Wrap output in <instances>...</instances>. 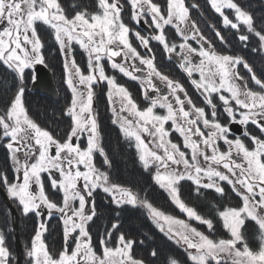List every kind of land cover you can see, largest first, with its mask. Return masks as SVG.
Segmentation results:
<instances>
[{"label":"snow or ice","instance_id":"6c2138e0","mask_svg":"<svg viewBox=\"0 0 264 264\" xmlns=\"http://www.w3.org/2000/svg\"><path fill=\"white\" fill-rule=\"evenodd\" d=\"M125 3L129 5L136 24L142 21L149 24L150 20L149 26L156 30L157 34L152 37L134 32L149 54L152 53L149 41L154 39L165 52L181 57L180 67L189 77L194 72L199 73V79H192L191 83L202 91L211 109L210 115L205 108L193 103L179 82L156 68L154 54L141 56L132 46L129 40L131 30L122 19ZM208 3L222 18L224 27L240 32V26H245L247 32L259 40L260 47L254 51H264V29L256 30L253 16L236 0H208ZM71 7L75 11L69 15L60 0H0V64L18 81L11 99L0 111V143L7 151L13 172V178L9 179L8 173L0 169V186L6 189L8 198L17 204L24 216L34 214L37 218L47 216L50 219L55 212L60 214L64 225L65 246L58 258H54L42 238L47 225L43 219L38 220L31 247L25 252L29 264H145L132 255L137 242L126 238L123 232H117L115 246L109 243L113 231L119 228L118 222L112 223L111 230L99 240L100 254L93 247L89 225L97 212L94 200L88 198L98 188L111 198L117 208L146 209L160 232L177 245L185 247L192 264H264V138L245 131L244 136L254 145L249 149L243 139L230 138L232 129L229 126L238 124L247 128L252 124L264 134V79L257 77L242 57L218 54L196 22L190 19L184 0H166L163 10L154 0H96L99 11L94 13L89 12L86 6L73 4ZM192 7L199 5L193 4ZM225 9L232 11L234 20L225 14ZM38 24L52 30L53 38L64 56L66 84L72 93L70 105L64 112L71 118V125L63 141L54 138L48 130L32 120L25 108V71L32 70L31 79L35 83V66L45 64L44 42L38 33ZM169 25L176 29L181 38L179 45L168 41L165 27ZM214 31L224 43L221 32L215 28ZM237 38L242 43L249 39L243 33ZM190 40L199 47H193ZM73 43L87 54V74L71 55ZM193 55L201 58L198 63L192 62ZM117 57L121 58V62H117ZM104 60L110 62L112 69L132 80H140L141 77L135 73L144 71L136 62L146 66L148 71L142 81V91L144 99L150 101L149 106L139 108L127 88L118 84L115 76L106 74L102 63ZM239 65L247 69L249 78L262 91H253L246 83H241L245 78L237 71ZM152 77L165 83L169 90L167 94H159ZM101 82L108 86L107 96L115 117L113 123L119 125L126 138L135 141L143 169L148 171L154 168L155 184L168 194L189 220L206 225L210 233L215 231L211 218L199 214L181 199L179 186L182 181H191L197 194L200 189H207L214 190L220 196L225 195L222 182H226L241 197L242 206L217 209L222 227L229 234L228 239L213 240L184 220L166 215L132 187L110 182L108 174L96 167V152L104 158V164L111 167L93 111L92 86ZM149 90L158 94L149 96ZM179 93H183V99ZM213 94L222 102L227 123L217 119ZM169 96L173 99L169 100ZM185 102L189 105L187 110ZM116 104H119V108ZM156 108L165 109L166 114H157L154 111ZM169 121L184 137V148L190 149V158L179 145L167 139L170 133L165 124ZM201 124L208 129L207 135L201 130ZM145 136L151 138L155 149L149 147ZM194 136L199 139H193ZM82 138L86 139L84 148L79 143ZM220 141L227 145L225 151L220 150ZM234 157L241 160L238 162ZM214 166H222L226 171ZM45 173L51 189L62 193V205L53 202L46 193L45 177L42 175ZM33 185L36 186L35 190ZM76 201L78 207L75 206ZM248 221L257 227L262 241L258 251L252 250L247 243L245 225ZM70 238L74 244L71 250L68 246ZM151 256L156 257L157 251L153 250ZM0 264H12L2 230ZM169 264H178V261L170 259Z\"/></svg>","mask_w":264,"mask_h":264},{"label":"trees","instance_id":"16d2710c","mask_svg":"<svg viewBox=\"0 0 264 264\" xmlns=\"http://www.w3.org/2000/svg\"><path fill=\"white\" fill-rule=\"evenodd\" d=\"M62 7L65 12L71 15L75 9L71 6L73 4L86 6L87 9L90 8L92 0H60ZM154 2L159 3L163 8L166 5V0H154ZM185 5L189 8L190 19L194 20L199 27L201 33L211 41L214 50L221 55H230L242 57L256 73L257 77L264 79V51H254L260 47L258 38L252 34L248 33L245 26H240V32L224 27L222 24V18L211 9L208 0H184ZM241 7L253 16L254 22L256 24V30L264 29V0H236ZM197 4L199 7L193 8L192 5ZM127 8V7H126ZM125 8V15L123 17L125 23L132 27V21L129 15L130 9ZM92 11L96 8H91ZM234 19V18H233ZM214 26V27H213ZM219 30L221 35L224 36L225 42L222 43L215 35V31ZM45 29V28H44ZM45 31V30H44ZM49 36L51 34L50 30L45 31ZM247 34L249 39L246 43H242L238 40L239 34ZM44 42L45 47L49 48V53L51 58H49V64L52 66V71L55 76V83L58 85L60 91V97H69L68 93L65 92L62 85V61H58L57 53L59 51L54 49L53 45H49L50 37ZM168 36L175 39V36L171 30H168ZM175 41V40H174ZM157 51V61L159 60L161 51L156 48ZM161 72L164 73L163 67H159ZM237 71L245 79V83L248 88L260 92L262 91L259 86L249 78V73L243 65H239ZM174 72V71H173ZM178 73V72H177ZM165 74V73H164ZM173 76V73H170ZM174 79L182 80L183 76L181 74L174 75ZM18 81L15 79L14 74L0 64V111H3L11 99ZM26 86V85H25ZM25 92V97H27V104L29 108L35 113L34 116L42 117V110H46L48 118H51L52 123L61 119L60 116L54 118L52 113L56 105L52 100L41 98L38 93L29 92L27 87ZM30 97V101L29 98ZM56 120V121H54ZM62 120L57 121L60 123ZM110 144L114 147V143ZM111 151V149L109 150ZM113 167L110 174V182L119 183L128 187H132L134 191L140 193L141 196L146 197L149 202L157 206V208L163 211L165 214H169L175 217H181L177 213L175 207L169 201L167 195L160 189L156 184L152 183L150 179V174L144 169H139L135 156L133 152L126 150L125 148L113 149L112 151ZM7 164V154L4 151L2 145H0V169H4ZM180 195L182 200L189 206L193 207L199 214L211 218L213 222L220 223L217 215V209L223 210L225 207H240L242 205V200L228 187H225V195L220 196L211 192H204L200 195H195L193 193L192 187H187L185 184L180 186ZM106 199V198H105ZM102 195L97 196L96 210L97 216L94 219L93 225L90 227V233L95 239L93 243L96 251L100 250V245L98 243L99 236L103 233L111 230L110 226L114 222L119 223V228L112 233V240L115 242L117 232H123L126 238L134 239L137 243L133 247L132 255L140 260H143L145 264H169L170 259H175L180 264H185L187 262L186 254L183 249L174 244L164 235L158 232L156 227H153L146 219V212L142 209H136L127 207L126 209H120L114 207L112 203H107L109 199L105 200ZM215 205L216 207H213ZM19 234L20 240L23 247L24 261L23 264H29L25 252L26 249L30 248L31 238L34 237L37 230V219L34 214H29L24 216L22 212L19 211ZM0 220L1 227L3 229H8V234L11 235L12 241L10 242L9 251L12 253V264H16L17 252L15 246V232L12 218L9 214V210L6 204L3 202L0 195ZM256 228V229H255ZM247 231L257 230V227L253 222H248L246 224ZM259 236V235H258ZM44 243L48 247V251L53 255L54 258H58L59 253L64 249V229L62 226L55 223L53 220L47 225V231L44 235ZM140 241H143L141 244ZM112 246L115 243L109 242ZM157 251V256L152 257L151 252Z\"/></svg>","mask_w":264,"mask_h":264},{"label":"flooded vegetation","instance_id":"af4514ba","mask_svg":"<svg viewBox=\"0 0 264 264\" xmlns=\"http://www.w3.org/2000/svg\"><path fill=\"white\" fill-rule=\"evenodd\" d=\"M125 8L126 9H128V8L130 9L129 5H126ZM124 15H125V11L122 13V19H123ZM126 16H129L130 20L132 21V27H131V26L127 25L125 23L124 19H123L124 23L131 30L129 32V40H130L132 46L137 49V51L141 54V56H148V55L154 54V56H155L154 63L156 65V68L161 72L159 67H163L165 74L163 72H161V73L164 74V75H167L170 79L179 82L184 87L185 91L187 92L188 96L192 99L193 103L197 107L205 108L206 113H208L210 115L211 109L206 104V102L204 100V96L202 95V91L198 90L191 83L192 79H197L198 80L199 77H197L196 75L193 76V77H189L187 75V73L180 67L181 57L179 55H177L176 53L169 54V53L165 52L163 50L162 45L158 41H156L154 39H150V41H149L150 47L152 49V53L149 54L147 52V50L140 44V41L138 39H136V37L134 35V32L138 31V32L141 33L142 36H145V37L154 36L157 33H156V30L154 29V27H150L149 26L151 24V21L149 20V24H144L143 21L140 24H136L135 21L132 19L131 13L129 15H126ZM41 25L42 24H38L37 25V30H38V33L40 34V36H41V38L43 40V36H44L45 31H44V29L41 28ZM168 30H171L173 32V34L175 36V39H174L175 41L171 40L172 38H170L168 36ZM165 35H166V37H167V39H168V41L170 43H171V41H173L172 43H175L177 45L182 43L181 38L179 37V35H177L176 30H174V29H166L165 30ZM193 45H194V47L199 46V45H196L194 43H193ZM156 48H158L161 51L159 60H161L162 63H159L157 61ZM45 49L46 48L44 47L43 48V54H44V57H45V64L42 65V66H44L52 74L54 84H55V86L57 88L58 97L55 99V98L48 97V96L45 95L44 97H41V98L52 100V102L56 105V108H55V110L52 113L54 114L55 117L58 115V116H61L63 118L61 119L62 121L60 123H55L54 122L52 124L51 118H48V116L46 114V110H42L41 111L42 112V117L45 118V121H43L42 127H45V129L48 130L54 136V138H56V139L61 141V134L64 133V134L67 135V133L70 130L71 118L66 116L64 114V112H65V109L70 105V102H71V99H72V93H71V90L68 88V86L66 84L65 67H63L62 68V79H63L62 85L64 87L65 92L68 93L69 97H60V91H59L58 85H56V83H55L56 74L54 75V73H53V71L51 69L52 66L49 64V56H47ZM178 51H179V47H177V53H178ZM74 54H75V52L71 53L72 56ZM75 59H76V57H75ZM200 59H201L200 57L195 56L194 63H197ZM60 60L64 61V56L61 53V51H59V54H58V61H60ZM76 62H77V60H76ZM118 62H121V59H119ZM64 63H65V61H64ZM136 63H137V65L140 68L144 69V71L135 73V75L141 77L140 80H132L129 77L124 76V74L120 73L118 70L112 69L110 67V63L103 62L106 74L109 75V76H115L117 83L122 85V86H124L125 88H127V90L131 93L132 98L137 103L139 108L144 109L147 106H149V104H150V101L144 99V95H143V91H142V89L144 88V84L142 83V81H143L144 77H146L148 70H147L145 65H139L138 61ZM80 64L83 66V67H80V68L83 71H85V74H87V71H86L87 63H86V61L85 60L81 61ZM37 66H39V65L35 66V70H36ZM177 72L183 76L182 80L174 79V75L178 74ZM170 73H173L172 77L170 76ZM32 74H33L32 70H26L25 71V82L28 81L30 86L33 83L32 79H31ZM35 77H36V74H35ZM57 79H58V77H57ZM152 79H153V82L156 84L157 88L159 89V94L160 95H164V94L168 93L169 90L166 87L164 82L160 81L156 77H152ZM93 91H94V95H93V111H94V113L96 115V118H97V121H98V124H99V130H100V134H101L102 146H103V148L105 150V153L107 155L111 156L110 154L112 153L113 149L125 148L126 150H129V151L133 150V154L135 156V160L137 162V165H138L139 169L140 170H141V168L143 169V167H142V165H141V163H140V161L138 159V153H137V150L135 148V141L133 139L126 138L124 136V134L122 133L119 125L113 123V119L115 117L113 116V113H112V110H111L112 105H110L109 100H108V96H107V92L108 91H107L106 83L101 82V83H98V84L94 85L93 86ZM32 93H35V92H32ZM148 94H149V96H153L154 97L158 93L152 92L151 90H149ZM179 95L181 96L182 99L184 98L183 93H179ZM28 98H29V101H30V97H28ZM212 98H213V102L216 103V105H217V113H218L217 119L220 120L221 123H227L226 113H224L223 109H222V102L219 101L217 95H212ZM172 99L173 98L171 96H169V100H172ZM24 103H27L26 97H24ZM233 105H234V102H233ZM115 106L117 108H119V104H116ZM185 108H186V110L189 109V105L187 104V102H185ZM154 111L157 114H160V115H165L166 114V110L165 109L156 108ZM122 115L127 116L128 114L127 113H123ZM129 119H131V117H129ZM231 125H233V124H231ZM231 125H229V126L231 127ZM239 126L240 127H237V130H236L237 133H234V132L231 131L230 138L239 137V138L243 139L245 144H246V146L249 147V149H252L254 147V145H252L251 142L248 140V138L246 136H244V132L245 131L249 132L252 135H256L258 137L264 138V134H261L259 132V130L252 124H249L247 126V128H245L244 126H241V125H239ZM165 128L170 133V135H169L170 140L173 143H176L177 145H179L180 148L183 149L184 148V137L183 136L181 137L180 133L174 130L172 122L169 121L168 123H166L165 124ZM201 130L205 132V135H207L208 129H205L202 124H201ZM238 132H240V134ZM124 139H126V141ZM144 139H145L146 143H149V147L152 148L153 144L150 142L151 138L145 136ZM194 139H199V137H194ZM74 142H75V138H74ZM110 142L115 144L114 147L110 144ZM79 143L81 145V148L86 147V139H83V138L80 139ZM219 146L222 149V151H223V149L227 148V145H225L222 141L219 142ZM2 147H3V144H2ZM3 149H4V151L7 154L6 149L4 147H3ZM110 149H111V151H109ZM185 149H187V148H185ZM187 151H189V149H187ZM52 152L54 154V152H55L54 148L52 149ZM7 158H8V155H7ZM103 159L104 158L99 154V152H96L94 154V163H95L96 167L98 169H100L101 171L106 172L108 174V176H109V179H110V174L108 173V167L109 166L104 164ZM235 159H237L238 162L241 160V158H238V157L235 158ZM81 170H83L82 167H81ZM149 170L150 171H147V172H149V174H150V179H151L152 183H155L154 180H153L154 168L153 169H149ZM7 173H8L9 179H12L13 178V174L11 172H9V171ZM43 176L45 177L44 178L45 191L49 195V198L53 202L57 203L58 205H62L63 200L62 201H57V199H55V197H54V195L56 196V194L58 192L52 190L51 187H50V184H47L49 182L47 180V178H46L47 174L45 173V174H43ZM182 184H185L187 187H192L193 193L195 195H200L201 193H204V192H211V193L217 194V193L214 192V190H207V189H200V193L197 194L196 191L194 190L195 186L192 184L191 181H182ZM222 186L224 187V189H225V187H228L231 191H233L232 187L230 185H228L226 182H222ZM35 188L36 187L33 186V190H35ZM3 190L6 192V189L3 188ZM48 190H49L50 193L48 192ZM97 191H98V189L93 193L92 197L88 198L89 200H94L95 206H96V201H97V196L98 195H102L104 197V199L106 198V199H110L111 200V198L106 193H99ZM233 192L236 194L235 191H233ZM238 197H240V196H238ZM13 204L15 205V209L17 210L18 214H20L19 213L20 209L17 206V204L16 203H13ZM75 206L78 207V201L75 202ZM136 209H140V208H136ZM85 211L87 212L88 209L86 208ZM45 212H46V210H45ZM40 219H43L44 222L46 223V225H48L47 223L49 221H52V220L54 222L55 221L60 222V223L62 222L60 214L59 213H55V212H53V214H52L50 219L47 218V216L41 217ZM19 220H20V216H19ZM213 223L215 224L214 225L215 231L210 233L208 231L206 225L193 222V224L198 225L199 227H201L200 228L201 232H203L205 235H208L213 240H216L218 237H221L222 239H228L229 238V234L223 229V227H221V224L220 223H216V222H213ZM91 224L93 225V221L90 223V225ZM13 225H14V222H13ZM63 227H64V225H63ZM2 229L3 228L0 225V230H2ZM256 231H258V230H256ZM104 234L105 233H103L101 236H99L100 239L104 236ZM250 234H251V236L249 237L250 244H248V245H249V247L251 249L254 248V250L258 251L262 241H261V239L260 240L256 239L254 241V238H252V233L250 231H248V233L245 232L246 239H247V235H250ZM258 235H259V233H258ZM98 243H99V241H98ZM247 243H248V239H247ZM70 244L74 245L71 238L68 241V246ZM187 261L188 262H185V264H191L189 262L188 257H187Z\"/></svg>","mask_w":264,"mask_h":264},{"label":"rangeland","instance_id":"374dc122","mask_svg":"<svg viewBox=\"0 0 264 264\" xmlns=\"http://www.w3.org/2000/svg\"><path fill=\"white\" fill-rule=\"evenodd\" d=\"M126 5H128L127 3H125V6ZM96 8V10H94V11H92L91 10V8ZM88 11L89 12H92V13H94V12H98L99 11V9L96 7V0H92V2H91V5H90V8L88 9ZM131 13V12H130ZM225 14L226 15H228L229 16V18L230 19H233L234 18V14L232 13V11L231 10H229V9H225ZM234 20V19H233ZM41 28L42 29H44L45 31H47V30H50V32H51V34H52V30L50 29V28H48L47 26H45V25H41ZM166 29H174V30H176L174 27H172L171 25H169V26H166L165 27V30ZM53 35V34H52ZM48 36H49V34H46V32L44 33V36H43V41H46L47 39H48ZM50 37V42H49V45H53V47H54V49L56 50V47H57V51H60L59 50V47H58V45H57V43L55 42V40H54V38L52 37V36H49ZM173 41H171V43H172ZM189 43L194 47V45H193V43L194 44H196V45H198L195 41H192V40H190L189 41ZM44 47H45V45H44ZM197 47H199V46H197ZM46 49H45V51H46V54H47V56H49V58H51V55H50V53H49V50H50V47L49 48H47V47H45ZM72 52H75V54L73 55V57L75 56L76 57V60H77V64L80 66V67H83L81 64H80V62L81 61H86V63H87V54L85 53V51L83 50V49H81L80 48V46L78 45V44H75V43H73V45H72V48H71V53ZM179 52V51H178ZM195 56L196 55H193V57H192V62L194 63V59H195ZM57 57H58V53H57ZM116 60H117V62L119 61V59H121L120 57H117V58H115ZM62 61V66L64 67V61L63 60H61ZM103 62H108V63H110L109 61H107V60H104V61H102V63ZM199 62V61H198ZM197 62V63H198ZM195 64V63H194ZM111 67V66H110ZM238 68V67H237ZM35 74H36V72H35ZM198 74V75H197ZM197 76V77H199V73L198 72H194L193 73V76ZM192 76V77H193ZM195 78V77H194ZM217 80H218V78H217ZM104 83V82H103ZM241 83H245V81H242ZM25 87H27V89H28V91L29 92H33L32 91V85H33V83L31 84V86L29 85V82L27 81V82H25ZM94 85H96V84H94ZM93 85V86H94ZM92 86V87H93ZM56 87V86H55ZM57 89V88H56ZM107 91H108V86H107ZM26 92V91H25ZM35 93H38V94H40L41 96H45V95H43V94H41L40 92H35ZM225 95H228V93H224ZM213 95H216V94H213ZM26 100H28L27 99V97H26ZM28 102V101H27ZM29 105L30 104H27V103H25V108L27 109V112H28V115H29V117L32 119V120H34L37 124H39L41 127H42V124H43V121H45V118H43V117H37V116H34L35 115V113H33V110L32 109H30L29 108ZM34 114V115H33ZM61 117V116H60ZM54 118H56V117H54ZM59 117H57L56 119H57V121H59V120H61L63 117H61V119H58ZM54 121H56V120H54ZM57 121L55 122V123H57ZM54 123V122H53ZM52 123V124H53ZM42 128H44L45 129V127H42ZM175 130V129H174ZM176 131V130H175ZM181 136V135H180ZM66 137V134H61V141H63L64 140V138ZM182 137V136H181ZM195 137V136H194ZM194 137H193V139H194ZM167 139H170V137L168 136L167 137ZM125 141H126V139H124ZM223 142V141H222ZM0 145H2L1 143H0ZM153 149H155V146H154V144H153V147H152ZM227 149V148H226ZM226 149H223V151H225ZM181 150L182 151H185L186 153H188L189 154V158H190V149H189V151H187V149H185V148H181ZM220 150L222 151V149L220 148ZM107 151V150H106ZM159 151V150H158ZM131 152H133V150H131ZM112 154V153H111ZM110 154V155H111ZM108 158H109V160L111 161V167H108V173L109 174H111V172H112V169H114V167H113V160H112V157L111 156H109L108 155ZM234 158H237V157H234ZM238 158H240V157H238ZM82 167V166H81ZM181 167V170L183 169V166L181 165L180 166ZM214 167H219L220 168V170L221 171H226L225 169H223L222 168V166H214ZM5 172H11L12 174H13V172H12V168H11V162L9 161V159L7 158V164H6V166H5V168L3 169ZM148 171H150V170H148ZM152 172V171H151ZM43 175V174H42ZM110 180V179H109ZM47 184H49V182L47 183ZM155 184V183H154ZM181 184H182V182H181ZM181 184H180V186H181ZM33 186H35V185H33ZM156 186H158V185H156ZM179 186V187H180ZM36 187V186H35ZM2 188H3V186H2ZM158 188H159V186H158ZM166 195H167V197L169 198V201L171 202V204H173V206L175 207V209H176V211H177V213H179V215L181 216V217H175V216H172V215H170V216H172V217H174V218H176V219H179V220H184L185 222H187V223H189L192 227H195L197 230H201L200 228L201 227H199L198 225H195V224H193V222H195V223H199V222H197V221H195V220H189L188 219V217L186 216V214L185 213H183V212H181L180 210H179V208L171 201V199H170V197L168 196V194L163 190V189H161ZM194 190H195V187H194ZM48 192H49V190H48ZM58 193L56 194V196L54 195V197H55V199H57V201H62L63 200V196H62V193L61 192H59V191H57ZM97 192H99V193H104L101 189H99L98 188V191ZM6 193V192H5ZM50 193V192H49ZM7 194V193H6ZM181 196V195H180ZM2 197V196H1ZM3 199V198H2ZM181 199H182V197H181ZM10 200V199H9ZM105 200H107V199H105ZM110 200V199H109ZM242 200V199H241ZM4 201V200H3ZM5 202V201H4ZM10 202H11V204L14 206V208H15V205L13 204V203H15L14 201H12V200H10ZM107 203H112L111 202V200L110 201H108ZM6 204V203H5ZM153 204V203H152ZM187 204V203H186ZM7 205V204H6ZM112 205L114 206V207H116L113 203H112ZM188 205V204H187ZM153 206H155L156 208H157V206L156 205H154L153 204ZM189 206V205H188ZM191 207V206H190ZM7 208H8V206H7ZM140 209H142V211H144V212H146V219H147V221L149 222V223H151L152 225H153V227H156V229L158 230V232L159 233H161L162 235H164L166 238H167V236L164 234V233H162V232H160L159 231V228L157 227V225L154 223V221L152 220V218L148 215V213H147V211H146V209H143V208H140ZM9 210V214L11 213V210L10 209H8ZM96 212H97V210H96ZM166 215H169V214H166ZM10 216H11V218H12V222H15V221H13L14 219H13V216H12V213L10 214ZM36 219H37V224H38V220H40V218H37V217H35ZM219 218V217H218ZM1 219V218H0ZM95 219V218H94ZM220 220V219H219ZM49 222H51V221H49ZM49 222L47 223V224H49ZM93 222H94V220H93ZM248 222H251V221H248ZM248 222H246V224L248 223ZM0 223H1V220H0ZM55 223H57L58 225H60V226H62L63 227V223L61 222H57V221H55ZM220 224H221V227H222V221L220 220ZM18 225H19V223H18ZM194 225V226H193ZM215 225V224H214ZM246 227V226H245ZM19 228V227H18ZM64 228V227H63ZM20 229V228H19ZM256 229V228H255ZM7 230L8 229H2V231L4 232V235H5V238H6V243H7V246H9L10 245V242L12 241V238H11V235L10 234H8V232H7ZM247 233H248V231H246ZM251 233H252V238H254V241L257 239V240H260V236H258V231H256V230H254V231H250ZM203 233V232H202ZM46 234V232L44 233V235ZM44 235H43V237L42 238H44ZM251 236V234L250 235H247V239H248V244H250V242H249V237ZM32 239L33 238H31V243H32ZM219 239H222L221 237H218L216 240H219ZM170 241H172V240H170ZM253 241V242H254ZM174 244H176L174 241H172ZM112 243H114V240H112ZM64 244H65V242H64ZM177 245V244H176ZM177 246H179L180 248H183V251H184V253L186 254V256L188 257V253H187V251L185 250V247L183 246V245H177ZM260 246H261V244H260ZM29 247H31V245L29 246ZM69 247H74V245H72V244H70L69 245ZM71 248H69V250H71ZM100 248V247H99ZM252 250H254V248L252 249ZM258 250V249H257ZM254 251H256V250H254ZM17 252V251H16ZM100 252H101V250H100ZM11 253V252H10ZM100 254V253H99ZM17 255V254H16ZM11 256H12V253H11ZM189 259V258H188ZM23 261H24V254H23ZM188 262V261H187ZM189 262L192 264V261L189 259ZM23 264V263H22ZM178 264H180V263H178Z\"/></svg>","mask_w":264,"mask_h":264},{"label":"water","instance_id":"95a60500","mask_svg":"<svg viewBox=\"0 0 264 264\" xmlns=\"http://www.w3.org/2000/svg\"><path fill=\"white\" fill-rule=\"evenodd\" d=\"M36 82L32 85L33 92H40L43 95L48 97L57 98L58 92L55 87L52 74L42 65L36 67ZM237 127H240L237 124L231 125L232 132L237 133ZM240 134V132H238ZM0 195L2 196L3 200L7 204L8 208L11 210L13 219H14V230H15V246L17 251V264L23 263V247L20 240L19 234V214L14 206L11 204L7 194L0 186Z\"/></svg>","mask_w":264,"mask_h":264},{"label":"bare ground","instance_id":"6f19581e","mask_svg":"<svg viewBox=\"0 0 264 264\" xmlns=\"http://www.w3.org/2000/svg\"><path fill=\"white\" fill-rule=\"evenodd\" d=\"M92 226V224L91 225H89V230H90V227ZM93 237V236H92ZM100 239V238H99ZM92 243H95V239H94V237H93V241H92ZM94 247V246H93ZM69 248H71V247H69ZM101 250V249H100ZM100 250H98L97 251V253L99 254L100 253Z\"/></svg>","mask_w":264,"mask_h":264}]
</instances>
